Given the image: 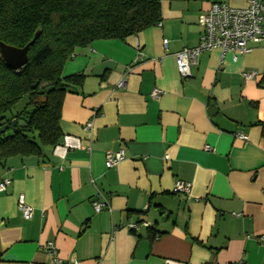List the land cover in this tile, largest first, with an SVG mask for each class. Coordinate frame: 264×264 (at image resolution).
<instances>
[{
    "label": "crops",
    "instance_id": "0c3cea01",
    "mask_svg": "<svg viewBox=\"0 0 264 264\" xmlns=\"http://www.w3.org/2000/svg\"><path fill=\"white\" fill-rule=\"evenodd\" d=\"M247 1L160 0L156 26L74 50L61 78L84 79L63 97L60 142L0 167L10 180L0 192V264H52L46 242L78 264H264L262 44L249 41L236 61L202 53L184 80L174 59L198 44L213 3ZM210 106L234 133L213 122ZM120 150L124 159L107 169L106 153ZM176 181L189 193H174ZM98 194L109 210L94 212Z\"/></svg>",
    "mask_w": 264,
    "mask_h": 264
},
{
    "label": "trees",
    "instance_id": "16d2710c",
    "mask_svg": "<svg viewBox=\"0 0 264 264\" xmlns=\"http://www.w3.org/2000/svg\"><path fill=\"white\" fill-rule=\"evenodd\" d=\"M160 19V0H0L1 43L22 48L38 34L22 68L9 69L0 58V127L7 125L0 134V167L14 157H39L41 148L60 142L63 97L84 79L61 78L76 48L123 41Z\"/></svg>",
    "mask_w": 264,
    "mask_h": 264
},
{
    "label": "built area",
    "instance_id": "2783aa9c",
    "mask_svg": "<svg viewBox=\"0 0 264 264\" xmlns=\"http://www.w3.org/2000/svg\"><path fill=\"white\" fill-rule=\"evenodd\" d=\"M264 4L258 0H248L245 8H233L224 3H213L208 12L200 19L201 33L198 44L193 48H184L174 54L177 73L181 79H187L190 76L191 66L197 63L198 57L205 52L219 50L221 58L225 54H231L232 60L236 61L238 57L246 55L250 49L247 47L249 41L262 44L264 53ZM166 46V41H163ZM244 80H251L254 74L243 72ZM161 92L154 89L151 97L157 99ZM90 128V124L86 125V129ZM241 140H246L244 135H236ZM206 150L209 148L206 147ZM124 159L123 151L108 152L105 155V167L107 169L115 167ZM10 186V180L4 178L0 180V192H5ZM190 184L176 181L173 186L174 193L188 194ZM92 207L95 213H99L104 209L109 210L106 200L96 195L92 201ZM17 209L24 220L31 219L32 208L25 203L23 195L17 198ZM130 230H136V223H129ZM43 250L51 257L52 264H78L76 260L63 261L56 253L53 242H46Z\"/></svg>",
    "mask_w": 264,
    "mask_h": 264
},
{
    "label": "water",
    "instance_id": "95a60500",
    "mask_svg": "<svg viewBox=\"0 0 264 264\" xmlns=\"http://www.w3.org/2000/svg\"><path fill=\"white\" fill-rule=\"evenodd\" d=\"M37 37L38 34H35L33 39L22 48L11 47L0 42V58L3 61L4 65L7 68L12 69L14 71L22 68L28 62V57H27L28 49L33 45ZM48 91L49 89L46 90V92ZM209 115L213 118V122L219 128L229 133L235 132L236 129L235 124H233L231 121L227 120L223 116L219 115L215 107L213 106L209 107ZM18 125L20 127L25 126L24 123L21 121L18 123ZM6 129H7V125L0 127V134L3 133ZM159 215H161L162 217L161 220L165 218V215L162 216V213H159Z\"/></svg>",
    "mask_w": 264,
    "mask_h": 264
},
{
    "label": "rangeland",
    "instance_id": "374dc122",
    "mask_svg": "<svg viewBox=\"0 0 264 264\" xmlns=\"http://www.w3.org/2000/svg\"><path fill=\"white\" fill-rule=\"evenodd\" d=\"M24 102V101H23ZM23 102H20L15 108L14 110H19L22 106H23Z\"/></svg>",
    "mask_w": 264,
    "mask_h": 264
}]
</instances>
